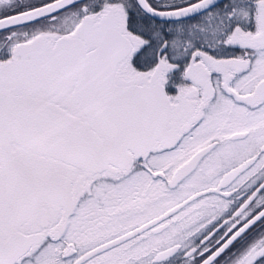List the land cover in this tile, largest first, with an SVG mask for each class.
Listing matches in <instances>:
<instances>
[{
  "label": "snow or ice",
  "instance_id": "6c2138e0",
  "mask_svg": "<svg viewBox=\"0 0 264 264\" xmlns=\"http://www.w3.org/2000/svg\"><path fill=\"white\" fill-rule=\"evenodd\" d=\"M0 264H264V0H0Z\"/></svg>",
  "mask_w": 264,
  "mask_h": 264
}]
</instances>
